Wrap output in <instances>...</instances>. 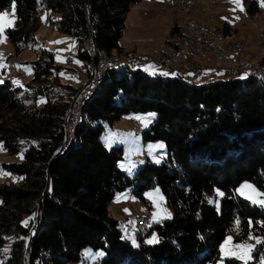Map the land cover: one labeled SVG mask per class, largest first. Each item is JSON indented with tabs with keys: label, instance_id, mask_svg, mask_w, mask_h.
<instances>
[{
	"label": "trees",
	"instance_id": "1",
	"mask_svg": "<svg viewBox=\"0 0 264 264\" xmlns=\"http://www.w3.org/2000/svg\"><path fill=\"white\" fill-rule=\"evenodd\" d=\"M139 2L43 0L46 9L61 15V33L78 43L89 37L96 53L106 57L115 50L120 53L124 15ZM245 3L247 12L258 10L255 2ZM11 5L12 0H0V12ZM15 6L16 27L6 35L20 51L38 29V2L15 0ZM175 39L178 47L181 37ZM82 58L88 61V53ZM33 65L43 107L27 109L9 81L0 85V145L9 154L24 150L20 163L2 165L19 178L16 185H0V249L11 235L19 237L10 245L6 264L75 263L85 248L104 252L100 264H214L227 235L238 240L253 232L264 239V207L251 208L236 193L242 182L264 192L263 77L195 86L180 77L150 78L142 70L124 67L109 70L64 149L71 95L48 96V87L42 85L53 66ZM148 113L155 119L141 132L142 138L164 142L168 157L160 165L144 166L130 179L117 168L122 148L107 150L100 137L122 116ZM155 184L172 218L138 234L135 248L121 240L108 208L116 194L129 188L146 203L143 193ZM216 190L223 193L220 199ZM153 231L158 242L144 243ZM259 254L264 255V244L256 250Z\"/></svg>",
	"mask_w": 264,
	"mask_h": 264
},
{
	"label": "rangeland",
	"instance_id": "2",
	"mask_svg": "<svg viewBox=\"0 0 264 264\" xmlns=\"http://www.w3.org/2000/svg\"><path fill=\"white\" fill-rule=\"evenodd\" d=\"M164 1L165 0H140L139 3L129 8L128 12L124 15L122 35L118 41V46L121 52L117 53L115 50L111 53V56L113 55V57L118 58L121 57V59L130 55H135L136 57L138 56V58L143 59L154 58L159 46L169 43L177 37L176 34H174L176 31L178 32L180 29L181 34H184L182 36L185 37V26L188 22H190L188 19L194 18L204 22V24L208 23V26L219 31L223 36L224 45L227 44L226 46L229 47L236 46L238 44L243 45L240 49L241 51H235L233 49H231L232 51H228L226 49L225 62H228V58H230V60L231 58L245 60L250 65L246 64L249 65L252 70L258 72L256 74L260 73L264 80V7L261 6V0H247L249 2L253 1L257 5L258 10H253L251 12L246 11L249 8V5L245 3L246 0H242L244 11H241L236 4L230 2V0H191L192 7L187 11L181 9L178 10L176 8L166 10L167 8L163 6ZM37 2L38 7L36 12L39 21L38 29L33 34H30L26 43L20 47V51L15 49L6 35L7 31L16 27V11L14 14V25L5 29L7 40L5 43H0V53H2L4 57L3 61H0V63H3L6 67L0 68V80L3 81L0 85H2L5 81H9L13 88L17 90L16 96L24 98V104L27 109H30L33 105L37 108H41L45 104V99L39 95V84L33 82V63L37 62L40 65L47 66L52 65V76L42 86L48 87V96L54 95L56 97L65 98L67 92V94L71 95L69 108L74 107V101L79 99L81 92L88 84L91 76V68L94 61L90 62L89 58L88 61L82 58V54L86 53L85 44L88 42L87 38L89 37H81V42L78 43L76 38L73 36L61 33L57 29V24L61 15L46 9L43 0H37ZM232 9L235 10L233 11ZM7 12L9 13V18H12V8L7 10ZM196 14H198L199 17ZM222 17H226L227 19H222ZM187 37L188 33L186 27L185 38ZM56 41L63 42L56 43ZM183 44L184 42L182 43V46ZM152 49H154V51L150 56H143L151 53ZM50 56H52V63L50 61ZM68 57L71 59V63L66 62ZM76 61H79V63H76ZM11 62H16L17 65H20L21 67H19V69L23 74L19 75L17 72L10 74L7 70ZM184 63L185 60L180 65L172 68L159 65H157V67L160 69L165 68L176 70L179 66L182 67V64ZM221 63L224 64L223 60ZM217 66L215 69H219ZM145 67L147 66H144L139 70H142L143 72L145 71ZM233 67L235 66H232L231 68ZM25 68H29L31 74H29L28 71H25ZM221 68L223 69V67ZM89 70L90 72H88ZM107 70L109 71L112 69H106V72ZM223 71L226 74L225 78H228L229 80H244L245 78L241 79L240 77L247 73L241 71L236 72L235 75V73H228L225 69ZM61 73H63V75H61ZM212 73H215V71ZM205 75L206 73H200L201 79L197 83L195 82L196 85H201L205 82ZM250 76H255V74L249 73L247 77ZM13 81H19V84H16ZM83 110L81 111V116L83 115ZM153 117H155V115L152 113L122 116L118 121L114 122L111 127L106 126L104 133L100 137V141L105 149L111 150L113 148H122L123 156L122 160L117 162V168L130 179H135L138 172L144 166L148 164L160 165L168 157L166 146L164 149L153 148L151 150V154H149L148 145H156L159 143H163L165 145L164 142H149L144 141L142 138L141 132L153 123ZM81 119H77V122H74V124L70 127L65 126L66 140L64 143V149H66L68 144L73 141L75 131L81 124ZM134 120H137L141 125V132L139 135L132 127L134 125ZM23 151L24 150H21L17 154H9L4 148L3 150H0V185H16L18 183V176L4 169L2 165L20 163L22 160L21 153L23 154ZM156 160H159V163H157ZM244 183L245 182H242L237 186V195L251 208L261 207L257 204H253L249 199L245 198V195L251 194L250 189L244 190L245 195H242L237 191V189H239ZM247 183L253 185L259 192H262L254 184L250 182ZM156 189H159V195L155 194ZM134 191V188H129L124 192L116 194L109 205L108 213L109 216L117 223V230L121 234V240L129 242L131 246L136 248L138 247L139 239L141 238V236L138 237L139 231L137 228V225L140 222L139 218L146 216L151 218L150 223L148 224L149 229L154 224L171 220L172 211L166 203V199L158 185H152L143 193L146 203L141 201L138 196L134 194ZM149 193H153L152 198H149ZM117 197H120L119 201H117ZM160 197H162V199H160ZM218 197L220 199V196ZM260 199H264V197H260ZM1 203L2 201L0 196V205ZM165 210L167 213L171 214V218L164 217ZM247 211L252 212L248 208ZM154 214H158L157 219L155 220L153 219ZM34 225L37 226L36 220ZM34 231L35 230H32V233H34ZM154 235L157 237L155 231L150 233L147 237L142 236L144 237L143 242L149 244L146 241L152 239ZM250 235L262 239L261 235H256L253 232L238 240L235 238L234 234L227 235L218 246L219 256L214 264H220L222 256L220 250L221 245H223L224 241L229 236L232 237L230 247L236 244L245 243L255 245V250L252 252L253 259L249 262V264H260V259L261 257H264V255H255V253L262 244H256L255 239H249ZM10 238L12 239L8 240L5 244V246L9 249L10 245L14 241L18 240L19 237L17 235H11ZM132 238L135 239V244L137 246L133 245ZM86 250H90L92 255L86 256ZM99 252L103 251L101 249L94 250L92 248H85L80 252L78 262L70 264H100L99 261L104 258V255L99 257L96 256V253ZM9 254L10 251L0 254V260L4 261V264H6ZM204 264H210V262ZM223 264H242V262L233 258L225 259Z\"/></svg>",
	"mask_w": 264,
	"mask_h": 264
},
{
	"label": "bare ground",
	"instance_id": "3",
	"mask_svg": "<svg viewBox=\"0 0 264 264\" xmlns=\"http://www.w3.org/2000/svg\"><path fill=\"white\" fill-rule=\"evenodd\" d=\"M188 1L189 2H171V4H168V9L176 8L178 10L181 9V10L187 11L189 8L192 7L191 0H188ZM168 9H166V10H168ZM190 19H188V21H190V22L187 21L188 23L186 24L188 37L185 38V40H184L183 49L189 51L191 54H193L196 57H203V56L197 55L193 51V50H196V41L193 39V32L199 33L202 35H211L212 37L207 38V46L211 47L212 49L215 50L216 54H212V55L214 56L216 62L218 64H220L221 67H223V70L225 69L228 73H232V74L235 73V75H236V72H239V70L242 69L246 65V67H248L250 71L255 72L254 70H252V68H250L249 65H247L246 63H243V62L237 63V65L233 68L227 66L226 64L225 65L222 64L221 62L225 57V50L227 48H230L229 46L224 45V40H223V37L221 36L222 34L219 31L211 28L207 24H204V22H202L198 19H194V18H190ZM177 42H178V40H175V41H172L171 43L163 44L162 46H159L158 50L155 53L154 59H161V57H162V65H160V66L166 65L165 67H171L172 68V67H176V66L180 65L182 62H184L183 54L180 52L179 48L177 46H175V43L177 44ZM241 47H243V45L238 44L236 46H231V49L238 51L241 49ZM85 49L89 55L90 62L94 61L92 63L91 76H90V79L88 81V84L92 82V76H96V78L93 80L92 88H90L85 93V95L81 99L80 103L74 109V122L75 123L77 122V119H79V120L81 119V117H82L81 111L84 109L85 105L89 102L93 93L98 88L101 80L105 77L106 69H115V68L117 69L120 67H124V68H127L129 70H139V69H141V67L132 65L133 60H139V59L150 60V59H152V58H149V59L138 58V56L136 57L135 55H130L128 57H124V59L123 58L121 59V57L120 58L113 57V55H112V56H108V57L110 59V63L114 66H111L109 68H104V62L107 61L108 57L96 53V50L93 47V44L91 43V39L90 40L88 39V42L85 44ZM171 55H175V64L169 63V59H171ZM66 62L71 63V59L68 57ZM15 64H16V62H11L9 67H8V70H7V68H6V70L9 71L10 74L15 73V72H17L19 75L23 74L19 68L15 67ZM94 65H95V67H94ZM89 69H90V67H89ZM228 69H231V70H228ZM88 72H90V70ZM255 77H263V76L255 75ZM191 80H195V72L193 70H192ZM187 81L192 82V81H190V78ZM75 101H74V103H75ZM72 111H73V107L70 108V111L68 113L67 120H66V126H68V124H69V116L72 114ZM133 123H134V125L132 127L135 129L136 133L139 135V133L141 132V130H140L141 126H140V124L138 126L136 121H133ZM139 220H140V222L137 225L139 234L141 232H143L141 234L145 235V233H147V231H148V224L150 223V220H147V216L143 217V218H139ZM144 223H145V226L141 229V225H144ZM99 263H100V261H99Z\"/></svg>",
	"mask_w": 264,
	"mask_h": 264
},
{
	"label": "snow or ice",
	"instance_id": "4",
	"mask_svg": "<svg viewBox=\"0 0 264 264\" xmlns=\"http://www.w3.org/2000/svg\"><path fill=\"white\" fill-rule=\"evenodd\" d=\"M230 2L235 3L236 6L241 10L244 11L243 8V3L242 0H230ZM261 6L264 7V0H261ZM12 12H13V17L9 18V13L7 11H3L0 12V43H5L7 40V37L5 35V29L10 28L14 25L15 23V0H12ZM233 11L235 9H232ZM222 19H227L226 17H222ZM238 19V17H237ZM63 41H56V43H62ZM4 57L3 54L0 53V61H3ZM76 63H79V61H76ZM6 67V65H4L3 63H0V68ZM15 67L19 68L21 67L20 65H16ZM145 71H148L149 74H156L155 71V66L154 65H148L147 67H145L144 69ZM25 71H28L29 74H31L30 69L29 68H25ZM162 75H170L168 72H162L160 73ZM61 75H63V73H61ZM171 75H176V73H171ZM191 75V73H190ZM249 75V73H245L243 74V76H241V79L247 78V76ZM71 78V77H70ZM3 81L0 80V83H2ZM16 84H19V81H13ZM154 115V114H153ZM109 146H110V141H109ZM153 148H158V149H164L165 145L163 143H159L156 145H148V149H149V154H151V150ZM0 150H3L2 145H0ZM21 158H23V154L21 153ZM157 163H159V160H156ZM142 163V161H141ZM123 166V165H121ZM130 170V169H129ZM245 189H250L251 190V194L250 195H245L244 190ZM238 192H240L242 195H245L246 199H249L253 204H257L261 207H264V199H260V197H264V193L259 192L253 185L245 182L244 184L241 185V187L239 189H237ZM155 194L159 195V189L155 190ZM149 198H152L153 193H149ZM216 195L222 197L223 193L220 192L219 190H216ZM120 197H117V201H119ZM160 199H162V197H160ZM214 201L209 199V203H213ZM217 203V208H219L218 205V201H215ZM127 211V210H126ZM157 215L158 214H154L153 219H157ZM164 217L165 218H171V214L167 213L166 210L164 211ZM31 219V218H30ZM25 226H28V222L24 221L23 222ZM249 223L251 224V221H249ZM236 225H237V231L239 229V220L237 219L236 221ZM9 240H11L12 238H8ZM249 239H255L256 244H264V239H260L254 236H249ZM231 241H232V237L229 236L226 238V240L224 241L223 245H221V260H220V264H223L225 259H237L239 261L242 262V264H249V262L253 259L252 257V252L255 250V245H250V244H236L234 246H231ZM132 242L134 246H137L135 244V239L132 238ZM147 243L151 244L154 242H158V238L154 235L152 237V239L147 240ZM10 249L5 247L3 249H0V253H7L9 252ZM86 256L87 255H92L90 250H86ZM104 253L103 252H99L96 253V256H103ZM0 264H4V261L0 260ZM260 264H264V257H261L260 259Z\"/></svg>",
	"mask_w": 264,
	"mask_h": 264
},
{
	"label": "crops",
	"instance_id": "5",
	"mask_svg": "<svg viewBox=\"0 0 264 264\" xmlns=\"http://www.w3.org/2000/svg\"><path fill=\"white\" fill-rule=\"evenodd\" d=\"M196 15L199 17L198 14H196ZM178 33L180 35L177 34L176 36L181 37V41L178 43V48L184 56L185 63L182 64V67L179 66L178 68H176V70L165 69V68L160 69L159 67H157V68H155L156 74H154V75L149 74L148 71H144L150 78L160 77V78H164V79H167V78L168 79H174V78L180 77L184 80V83H185V81H187L192 76V68L191 67H196L199 70V76H198L196 83L201 79L200 73H206V75H205V82H203L201 85H196V83H194L195 86H205L207 84H214L217 82H224V81L229 80L228 78H225L226 74L224 73L223 69L220 67L221 65L216 62L213 55L207 54L203 57H196L193 54H191L189 51L183 49L182 43H183L184 37L182 35H184V34H181L180 29H179ZM173 40L175 41V38ZM230 45H232V44H230ZM227 50L228 51L231 50V46H230V48H227ZM153 51H154V49H152L151 53H148L147 55H143V56L148 57L153 53ZM120 52H121V50H120ZM133 52H127V53H133ZM239 52H237V53H239ZM225 58H226V54H225V57L223 59V63L226 64L227 66H230V67L236 66L237 63H239V62H245V63L249 64L247 61L241 60L238 58H231V60H230V58H228V62H225L226 61ZM216 66L219 69H215ZM212 70L215 71V73H212L213 72ZM217 70H219L220 72ZM162 72H168L170 75L165 76V75L160 74ZM171 73H176V75H171ZM190 73H191V75H190ZM154 119H155V117L152 118L153 121H154Z\"/></svg>",
	"mask_w": 264,
	"mask_h": 264
},
{
	"label": "built area",
	"instance_id": "6",
	"mask_svg": "<svg viewBox=\"0 0 264 264\" xmlns=\"http://www.w3.org/2000/svg\"><path fill=\"white\" fill-rule=\"evenodd\" d=\"M171 2H189V1L188 0H165L163 6L168 9V4H171ZM208 37H212V36L211 35H202V34L193 32V39L196 41V50H193V51L197 55L205 56L207 54H211V55L216 54L214 49L207 46V38ZM91 43H92V41H91ZM183 60H184V58H183ZM169 63L175 64V55H171V59H169ZM132 65L139 66L141 68L144 66H148V65H154L155 67H157V65H162V57H161V59L152 58L150 60H141V59L133 60ZM111 66H114V65H112L110 63V59L108 57L107 61L104 62V68H109ZM164 66H166V65H164ZM94 67H95V65H94ZM192 69L195 72V80H190V81H192V83H195L198 79V76H199V70L196 67H192ZM228 70H231V69H228ZM241 71L247 72V73L249 72V73L255 74V75H261L260 73L256 74L258 72L254 73L253 71H250L249 68L246 67V65L242 69L239 70V72H241ZM95 78H96V76H92V82L85 86L84 90L80 94L79 99H77L75 101L72 114L69 116V124H68L69 127L74 123V109H75V107H77V105L80 103V101L84 97L85 93L90 88H92V83H93V80ZM134 121H136L138 126H139L140 123L137 120H134ZM147 220H151V218L149 216H147ZM145 223H144V225H141V229L145 226Z\"/></svg>",
	"mask_w": 264,
	"mask_h": 264
},
{
	"label": "water",
	"instance_id": "7",
	"mask_svg": "<svg viewBox=\"0 0 264 264\" xmlns=\"http://www.w3.org/2000/svg\"><path fill=\"white\" fill-rule=\"evenodd\" d=\"M35 228H36V225H34L33 230H35ZM32 236H33V233L31 234V236L28 238V240H27V242H26V254H27V252H28V246H29V244H30V241H31Z\"/></svg>",
	"mask_w": 264,
	"mask_h": 264
}]
</instances>
